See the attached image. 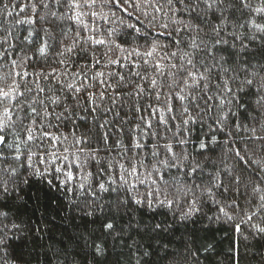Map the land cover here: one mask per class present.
I'll list each match as a JSON object with an SVG mask.
<instances>
[{
    "label": "trees",
    "instance_id": "16d2710c",
    "mask_svg": "<svg viewBox=\"0 0 264 264\" xmlns=\"http://www.w3.org/2000/svg\"><path fill=\"white\" fill-rule=\"evenodd\" d=\"M0 264H264V0H0Z\"/></svg>",
    "mask_w": 264,
    "mask_h": 264
}]
</instances>
